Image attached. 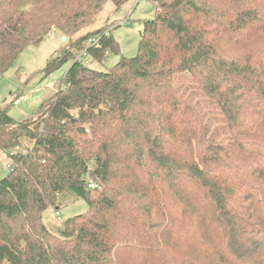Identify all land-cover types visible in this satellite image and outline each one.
Returning <instances> with one entry per match:
<instances>
[{
    "label": "trees",
    "instance_id": "trees-1",
    "mask_svg": "<svg viewBox=\"0 0 264 264\" xmlns=\"http://www.w3.org/2000/svg\"><path fill=\"white\" fill-rule=\"evenodd\" d=\"M128 1L0 0V79L51 33L71 42L33 118L0 110V264H264V0H150L137 55L92 69L118 43L79 34ZM70 195L89 209L53 232Z\"/></svg>",
    "mask_w": 264,
    "mask_h": 264
},
{
    "label": "rangeland",
    "instance_id": "rangeland-1",
    "mask_svg": "<svg viewBox=\"0 0 264 264\" xmlns=\"http://www.w3.org/2000/svg\"><path fill=\"white\" fill-rule=\"evenodd\" d=\"M155 17L156 6L150 0H129L121 9H117L112 2H107L98 15L96 23L79 35L101 28L105 29L107 33L112 34L118 43L119 50L117 53L110 51L103 64L91 62L88 57L85 58L86 64L94 70L108 72L121 58L135 57L144 23ZM61 37H63L62 34L56 32L49 35L41 44L27 47L13 67L0 79V110L8 108L9 115L16 122L20 123L33 118L41 102L58 90L71 63L49 76L45 71L48 63L61 48L67 50L71 46V42L69 43L68 40L64 42ZM222 45L234 54L246 51L237 37L225 31ZM188 81L189 75L184 74L179 78L180 83ZM16 99L20 102L19 105H15ZM10 171L8 154L0 150V182L9 175ZM88 209V204L84 200L70 195L59 206H50L44 212V222L50 230L57 232L67 221L86 213Z\"/></svg>",
    "mask_w": 264,
    "mask_h": 264
},
{
    "label": "built area",
    "instance_id": "built-area-1",
    "mask_svg": "<svg viewBox=\"0 0 264 264\" xmlns=\"http://www.w3.org/2000/svg\"><path fill=\"white\" fill-rule=\"evenodd\" d=\"M106 34H107V32H106ZM50 35H52V33H51ZM97 42H98V39H97V38H93V39H90V40H89L88 45H89V46H93V45H95ZM82 56H86V54L83 53V54L80 55L79 57L81 58ZM86 57H87V56H86ZM18 104H20V102H19V101H15V105H18ZM89 187L92 188V189H94V188H97L98 185H97L96 183H94V182H90Z\"/></svg>",
    "mask_w": 264,
    "mask_h": 264
},
{
    "label": "water",
    "instance_id": "water-1",
    "mask_svg": "<svg viewBox=\"0 0 264 264\" xmlns=\"http://www.w3.org/2000/svg\"><path fill=\"white\" fill-rule=\"evenodd\" d=\"M63 41H64V42H66V41H67V38H66V37H64V38H63Z\"/></svg>",
    "mask_w": 264,
    "mask_h": 264
},
{
    "label": "crops",
    "instance_id": "crops-1",
    "mask_svg": "<svg viewBox=\"0 0 264 264\" xmlns=\"http://www.w3.org/2000/svg\"><path fill=\"white\" fill-rule=\"evenodd\" d=\"M62 38V37H61ZM19 105V104H18Z\"/></svg>",
    "mask_w": 264,
    "mask_h": 264
}]
</instances>
